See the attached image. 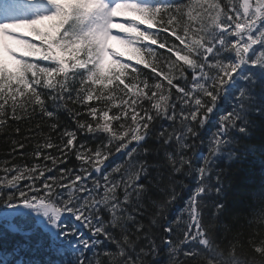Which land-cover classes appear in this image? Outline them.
Masks as SVG:
<instances>
[{
  "label": "snow or ice",
  "instance_id": "snow-or-ice-1",
  "mask_svg": "<svg viewBox=\"0 0 264 264\" xmlns=\"http://www.w3.org/2000/svg\"><path fill=\"white\" fill-rule=\"evenodd\" d=\"M10 121L40 139L32 164L0 165V264H264V238L246 255L236 230L264 226V0H0Z\"/></svg>",
  "mask_w": 264,
  "mask_h": 264
},
{
  "label": "trees",
  "instance_id": "trees-1",
  "mask_svg": "<svg viewBox=\"0 0 264 264\" xmlns=\"http://www.w3.org/2000/svg\"><path fill=\"white\" fill-rule=\"evenodd\" d=\"M177 2H179V0H177ZM137 67L142 68V66H137ZM143 71L148 72L149 70L143 69ZM223 108H227V105H224ZM38 119L39 118H37V120ZM9 123H10V126L8 128H6V129L0 128V165H2L5 160L9 161L11 164H20V165L32 164L34 161H33V158L31 156V153L35 147L36 140L40 139V137H39V135H37L35 137V139L26 140V139H24V134L27 133L29 127L33 126L35 121H33L32 124H29L27 126L25 125L24 122H21L19 124V127L21 129V134L19 136H17L15 133V128L17 126L16 122L10 121ZM61 124L62 125L68 124L67 117H63L61 119ZM161 125H164L165 127H167L168 122L167 121H158L157 122V129ZM42 126L44 128L45 134H47V132H48L47 125L43 124ZM201 135L205 138V146L197 147V149H196L197 154H199L200 152H203L205 150V147L207 144V138H208V130L207 129L201 130ZM53 136L55 138V134H53ZM257 137H259V133H257ZM13 138H15L17 140H21L25 144V147L22 151L26 155L21 156L19 152H16V153L11 152V149H12L11 141ZM254 142L258 143L259 139L257 138V140ZM197 143H199V142H197ZM52 152H53V154H55V149H53ZM189 155H191V153H189ZM112 160L115 162H119L120 157L119 156H113ZM77 163H78L77 161H75L74 159H71L67 165H60V167H65V166L73 167ZM193 163L195 164L196 161L194 160ZM194 177H195V172L193 171L190 175H184V176H180L178 178L179 180L183 181V183L185 185H187V187L183 188L182 190L178 189L181 191V197L172 206V208L168 212V214H167V220L168 221L172 220L180 212V210L184 207V202L188 198V195H189V189L195 187L196 181H195ZM249 181H250L249 189L251 191L258 190L261 183H264V169H262V166L259 163V159H257L256 165L249 170ZM158 195H160V194H158ZM160 198H163V196L161 195ZM252 207L254 208L256 213H259L261 211V202H260L259 198H257V200L252 204ZM147 211H148V213H151L152 209H148ZM145 219H147V218H145ZM236 230L242 232L241 240L244 241V252H245V254L251 255L252 254L251 249L248 247V238L250 236H254V238L257 241L261 238H264V226H262L260 223L256 222V218L254 216L253 217V223L251 224V226H249L247 223H245L242 227H238ZM155 233H156L157 237L162 235L159 228H157L155 230ZM229 238L231 239V236ZM157 242L159 243V240H157ZM102 247H107L109 249L114 250V246L111 244L106 243ZM161 247L163 248V246H161ZM87 255L89 257H91L90 253H88ZM101 258L106 259L105 257H101ZM165 260H166V254L162 250L160 252L159 256L157 257L156 261L154 262V264H164Z\"/></svg>",
  "mask_w": 264,
  "mask_h": 264
},
{
  "label": "rangeland",
  "instance_id": "rangeland-1",
  "mask_svg": "<svg viewBox=\"0 0 264 264\" xmlns=\"http://www.w3.org/2000/svg\"><path fill=\"white\" fill-rule=\"evenodd\" d=\"M114 22L119 24V23L123 22V18L117 17V18H115ZM113 31H114V33L118 34V31L116 29H114ZM112 44H113V47H118V49H120V51H128L127 49L124 48V46L116 43L115 41H113Z\"/></svg>",
  "mask_w": 264,
  "mask_h": 264
}]
</instances>
